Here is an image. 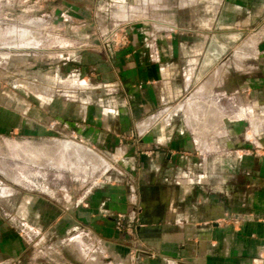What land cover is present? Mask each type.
Here are the masks:
<instances>
[{"label": "crops", "instance_id": "crops-1", "mask_svg": "<svg viewBox=\"0 0 264 264\" xmlns=\"http://www.w3.org/2000/svg\"><path fill=\"white\" fill-rule=\"evenodd\" d=\"M73 1L76 5L62 9L75 17L94 16L89 34L73 35L74 43L93 42L92 33L108 31L109 20L125 27L128 41L110 52L60 50L62 58L72 56L74 68L58 76L55 98L53 91L38 94L41 119H55L57 130L75 140L54 139L65 158L80 164V155L64 144L81 145L88 154L83 160L98 157L94 149L111 153L127 159L140 178L129 186H88L73 203L59 207L57 224L83 229L71 237L77 259L264 264V115L242 106L230 75L231 65L241 69V58L208 54L210 31L221 22L226 0H206L201 24L193 23L198 0H180L178 7L164 0H87L88 6L86 0ZM94 2L100 4L93 11ZM37 42L31 49L41 51L43 41ZM230 92L239 100L225 107ZM33 108L28 101L20 110L21 125H32ZM179 113L183 126L176 123ZM130 131L135 139L123 140ZM133 143L142 150L130 149ZM117 215L135 221L136 229L118 231Z\"/></svg>", "mask_w": 264, "mask_h": 264}, {"label": "rangeland", "instance_id": "rangeland-1", "mask_svg": "<svg viewBox=\"0 0 264 264\" xmlns=\"http://www.w3.org/2000/svg\"><path fill=\"white\" fill-rule=\"evenodd\" d=\"M65 1L67 6L63 0H0V264L84 263L77 259L76 242L71 239L83 229L73 224L65 227L57 224L59 207L73 203L88 186L102 183L129 186L140 179L135 169L128 168L131 163L127 159H114L111 153L92 149L98 157L83 160L88 156L83 146L65 142L64 148H74L82 161L79 164L65 158L54 139L75 140L57 130L55 119L48 123L41 119L43 100L38 94L53 91L55 98L58 76L70 74L74 68L72 56L68 60L62 58L60 50L77 48L78 52L72 55L92 50L110 52L126 35L120 22L109 20L108 31L97 29L92 33L93 42L74 43L73 35L80 33L84 38L89 34L88 26L94 16H73L62 8L72 7L74 1ZM89 2L86 0L84 6ZM204 2L198 0L193 5L197 9L194 24H201L206 17L201 13ZM179 3L180 0H164L162 4L178 7ZM99 4L89 6L94 11ZM149 12L160 18L158 11ZM220 20L210 31L208 54L215 58L230 55L231 61L233 56L241 58V69L231 65L230 75L235 77L242 106H250L251 111L264 115V0H226ZM38 40L43 41L39 46L43 49L32 50L38 47ZM234 49L240 54L233 53ZM229 82L233 88L232 80ZM234 97L231 92L224 96L225 107L239 100L237 95ZM28 101L34 105L30 113L33 123L24 126L20 123V110ZM184 117L179 113L178 126H183ZM53 123L55 126L51 127ZM127 137L135 139L132 131L121 138ZM129 148L142 150L136 143ZM44 215L46 218L41 217ZM48 218L51 223L46 222ZM129 221L117 215L116 229L132 232L137 225Z\"/></svg>", "mask_w": 264, "mask_h": 264}, {"label": "built area", "instance_id": "built-area-1", "mask_svg": "<svg viewBox=\"0 0 264 264\" xmlns=\"http://www.w3.org/2000/svg\"><path fill=\"white\" fill-rule=\"evenodd\" d=\"M122 41H124V42L128 41V35L127 34L123 37Z\"/></svg>", "mask_w": 264, "mask_h": 264}, {"label": "bare ground", "instance_id": "bare-ground-1", "mask_svg": "<svg viewBox=\"0 0 264 264\" xmlns=\"http://www.w3.org/2000/svg\"><path fill=\"white\" fill-rule=\"evenodd\" d=\"M74 147V146H73ZM83 148V147H82ZM80 149V148H79ZM78 150V149H77ZM80 151V150H79ZM85 152V151H84ZM78 153V152H77ZM81 153H83V150H82V152ZM84 154V153H83ZM86 154V153H85Z\"/></svg>", "mask_w": 264, "mask_h": 264}]
</instances>
